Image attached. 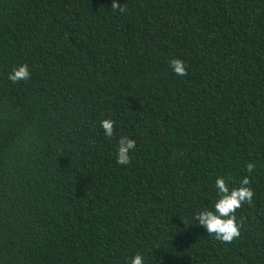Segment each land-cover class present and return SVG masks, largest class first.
<instances>
[{"label": "trees", "instance_id": "1", "mask_svg": "<svg viewBox=\"0 0 264 264\" xmlns=\"http://www.w3.org/2000/svg\"><path fill=\"white\" fill-rule=\"evenodd\" d=\"M118 2L0 0V264H264V0ZM218 174L253 190L226 243L190 224Z\"/></svg>", "mask_w": 264, "mask_h": 264}, {"label": "clouds", "instance_id": "2", "mask_svg": "<svg viewBox=\"0 0 264 264\" xmlns=\"http://www.w3.org/2000/svg\"><path fill=\"white\" fill-rule=\"evenodd\" d=\"M110 8L115 12L123 13L125 9L121 7L118 0H112ZM169 66L172 72L183 77L186 74L185 63L178 59L169 60ZM8 80L13 84L25 81L30 77V69L26 63H19L12 67L7 74ZM114 121L110 118L102 119L99 122L100 128L106 138H112L114 135ZM136 142L128 135H120L116 144L115 162L118 165H128L130 163V152L135 149ZM252 164H247L245 172L251 174ZM227 174L216 175L213 188L215 197L208 203L199 208L193 209L191 213V223L204 228L207 235L220 242H230L239 235L240 222L236 215V210L242 203H252L253 190L249 187V176L240 178L238 186L230 187L227 183ZM126 264H148V257L142 251H137L130 257H127Z\"/></svg>", "mask_w": 264, "mask_h": 264}]
</instances>
